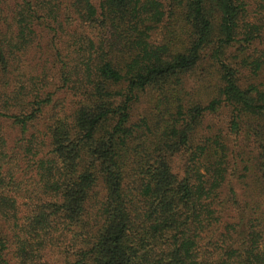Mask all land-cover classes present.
Here are the masks:
<instances>
[{"label": "trees", "instance_id": "1", "mask_svg": "<svg viewBox=\"0 0 264 264\" xmlns=\"http://www.w3.org/2000/svg\"><path fill=\"white\" fill-rule=\"evenodd\" d=\"M262 75L264 0H0V264H264Z\"/></svg>", "mask_w": 264, "mask_h": 264}, {"label": "rangeland", "instance_id": "2", "mask_svg": "<svg viewBox=\"0 0 264 264\" xmlns=\"http://www.w3.org/2000/svg\"><path fill=\"white\" fill-rule=\"evenodd\" d=\"M258 82L261 83L263 85V88H264V75L261 76L260 80L258 79ZM225 119V115H222L218 121L222 122L223 120ZM181 165V158L178 157L176 159V162H175V167L176 169Z\"/></svg>", "mask_w": 264, "mask_h": 264}]
</instances>
